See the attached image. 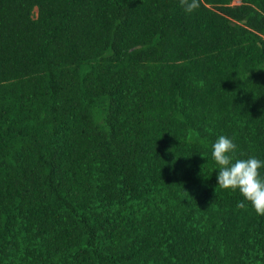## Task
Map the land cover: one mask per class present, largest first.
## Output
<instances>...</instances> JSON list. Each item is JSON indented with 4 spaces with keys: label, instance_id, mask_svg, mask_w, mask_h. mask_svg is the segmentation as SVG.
I'll return each mask as SVG.
<instances>
[{
    "label": "trees",
    "instance_id": "obj_1",
    "mask_svg": "<svg viewBox=\"0 0 264 264\" xmlns=\"http://www.w3.org/2000/svg\"><path fill=\"white\" fill-rule=\"evenodd\" d=\"M233 1L0 0V264H264L211 155L264 161V0Z\"/></svg>",
    "mask_w": 264,
    "mask_h": 264
},
{
    "label": "clouds",
    "instance_id": "obj_2",
    "mask_svg": "<svg viewBox=\"0 0 264 264\" xmlns=\"http://www.w3.org/2000/svg\"><path fill=\"white\" fill-rule=\"evenodd\" d=\"M186 13H192L200 7V0H180ZM236 144L226 136H219L212 144V159L218 165L217 187L225 190L239 191L258 215H264V177L259 169L264 161L255 157L236 158ZM243 202L238 208H245Z\"/></svg>",
    "mask_w": 264,
    "mask_h": 264
},
{
    "label": "rangeland",
    "instance_id": "obj_3",
    "mask_svg": "<svg viewBox=\"0 0 264 264\" xmlns=\"http://www.w3.org/2000/svg\"><path fill=\"white\" fill-rule=\"evenodd\" d=\"M237 3H238V1H237V0H234V1H233V4H237Z\"/></svg>",
    "mask_w": 264,
    "mask_h": 264
}]
</instances>
